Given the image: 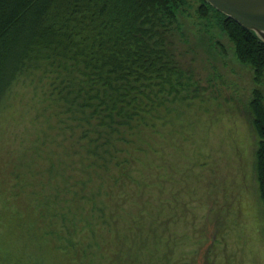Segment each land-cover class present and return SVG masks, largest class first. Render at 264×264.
Here are the masks:
<instances>
[{
    "label": "trees",
    "instance_id": "1",
    "mask_svg": "<svg viewBox=\"0 0 264 264\" xmlns=\"http://www.w3.org/2000/svg\"><path fill=\"white\" fill-rule=\"evenodd\" d=\"M179 44L199 45L205 57L186 60ZM227 54L253 70L246 109L264 207V42L254 32L206 0H0V112L14 87L30 80L43 120L34 154L46 163L21 177L35 225L21 238V257L6 251L0 264H47L48 254L49 264L138 261V239L117 242L111 255L110 238H121L139 142L149 129L160 133L155 121L178 90L197 86L198 96L205 90L218 99L220 81L238 89L209 66Z\"/></svg>",
    "mask_w": 264,
    "mask_h": 264
},
{
    "label": "rangeland",
    "instance_id": "2",
    "mask_svg": "<svg viewBox=\"0 0 264 264\" xmlns=\"http://www.w3.org/2000/svg\"><path fill=\"white\" fill-rule=\"evenodd\" d=\"M220 41L232 52L226 36ZM179 48L188 54L186 60L205 57L199 45ZM210 62L238 89L220 81L218 99L205 90V98L198 96L197 86L169 96V112L162 110L155 121L160 133L153 135L149 129L139 142L141 160L127 186L132 196L121 206V238L114 234L110 238L111 255L117 242L125 240L128 247L134 238L139 247L134 264H264L256 135L246 109L253 70L232 54ZM34 89L30 80L20 81L0 112V231L3 218L7 220L0 262L7 259L6 251L21 257L25 244H20L21 238L35 225L21 179L27 181L46 167L34 154L43 121L36 120L41 106ZM115 208L119 212L116 202ZM221 230L222 236L214 240ZM49 260L48 254L47 264Z\"/></svg>",
    "mask_w": 264,
    "mask_h": 264
},
{
    "label": "water",
    "instance_id": "3",
    "mask_svg": "<svg viewBox=\"0 0 264 264\" xmlns=\"http://www.w3.org/2000/svg\"><path fill=\"white\" fill-rule=\"evenodd\" d=\"M264 42V0H206Z\"/></svg>",
    "mask_w": 264,
    "mask_h": 264
}]
</instances>
